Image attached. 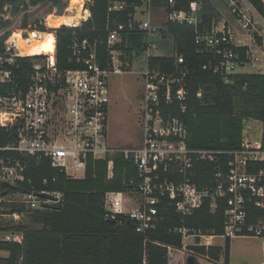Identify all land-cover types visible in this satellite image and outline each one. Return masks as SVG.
Masks as SVG:
<instances>
[{
	"label": "built area",
	"instance_id": "built-area-1",
	"mask_svg": "<svg viewBox=\"0 0 264 264\" xmlns=\"http://www.w3.org/2000/svg\"><path fill=\"white\" fill-rule=\"evenodd\" d=\"M67 1L61 14L54 7L40 20H28L25 26L22 25L24 15L38 5L20 10L19 15L12 13L13 4L7 0L0 13V20L10 21L8 27L0 29V36L9 33L8 41L0 52V218L15 223L20 220L21 213L9 212L1 206L2 202H23L28 210L48 209L60 204L63 194L33 189L9 191L24 179L25 165L12 161L4 153L45 157L51 166L63 171L68 178H79L84 175L89 158L102 160L108 152L117 149L110 147L106 139L109 112L107 79L110 73L121 72V65L117 63H124L119 57L121 52L112 47L118 40V32L111 30L108 34L110 61L106 66L98 60V40L73 35L68 60L76 67L59 70L56 64V28L49 25L48 18L75 11L79 5L81 12L77 22L63 23L60 27L78 26L90 16V0H82L79 4ZM178 1L166 0L170 10L165 13V20L186 23L194 28L198 51L212 57L203 68L211 69L225 83L231 81L237 67L247 64L264 72L258 66L259 58L255 53L257 49L264 52V20L255 15V10L246 0H229V10L241 23L245 38L251 41L248 45L235 43L236 32L221 18L212 20L208 28L198 31L202 0H190L191 5L185 10L175 9ZM124 6V2L114 1L109 10L118 11ZM152 8L151 0H140L133 6L130 27L137 23L138 28L146 32L147 49L142 55L161 49L159 26L151 21ZM138 14H146L148 19L137 18ZM34 31L51 32L54 48L50 53L35 54L41 57L33 60L26 87L15 90L12 66L17 57L33 56L23 54L20 43L26 41L30 44L27 40ZM255 34L260 37L259 44L255 41ZM244 46L247 48L241 51ZM170 52L173 53L172 50ZM163 54L152 52L147 55L146 68L141 73V145L122 149L124 157L136 165L137 180L131 182L135 187L128 191L107 192L104 216L110 220L127 218L133 222L135 232L144 234L163 218L159 211L161 207H173L183 219L205 202L209 203L210 210L223 204L221 232L184 225L171 229L180 235L182 242L179 249L167 246L171 264H175L173 250H177L181 264H186L187 256H197L189 249L190 246L223 248L226 240L237 236L261 239L264 264V120L253 119L259 121L258 127L249 125L248 120L244 122L241 144L237 149L188 147L186 126L170 111L175 107L181 111L186 108L184 80L188 70L179 66L184 62L182 56L175 57L177 66L172 71L151 68L148 58ZM2 131L6 138L4 144ZM201 162L213 163L214 171L212 182L198 185L194 178ZM111 164L108 161L109 172ZM11 194L19 197L7 198ZM22 238V232L0 229V242L21 243Z\"/></svg>",
	"mask_w": 264,
	"mask_h": 264
},
{
	"label": "trees",
	"instance_id": "trees-1",
	"mask_svg": "<svg viewBox=\"0 0 264 264\" xmlns=\"http://www.w3.org/2000/svg\"><path fill=\"white\" fill-rule=\"evenodd\" d=\"M7 0H0V13ZM12 13L26 10L29 6L48 5L46 13L56 7L61 14L67 0H9ZM114 1H122L125 6L118 11H110ZM140 0H90V16L75 27L61 26L55 29L56 64L59 70L76 67L69 62V44L73 35L89 40H98L97 56L100 64L109 61L107 37L111 30H117L118 40L112 47L121 52L123 62H131L132 55L143 54L147 49L146 32L137 23L130 27L133 6ZM264 20L263 0H246ZM199 12L198 31L208 28L212 20H217V12L210 0H202ZM153 8H162L167 13L170 8L166 0H151ZM190 0L178 1L175 9H187ZM28 14L22 25H27ZM10 25V21L0 20V29ZM122 28H119V26ZM9 33L0 36V52L8 41ZM195 30L186 23L164 20L159 26V41L171 40V49L163 55L151 56V68L172 71L177 66L176 56L183 57L182 66L188 70L185 76L187 90L186 108H172L171 114L180 118L187 129V146L192 149L233 150L240 147L244 122L250 119L264 120V73L237 72L231 81L203 68L211 60L209 54L198 51ZM256 43L260 37L255 34ZM160 45V44H159ZM247 47H241L244 51ZM172 50V54L170 52ZM41 56L17 57L12 66L15 90L24 89L32 62ZM4 92V88H1ZM3 144L6 142L1 132ZM10 159L25 165L24 179L10 187L9 191L47 190L60 191L62 202L48 209L28 210L25 203L5 201L1 206L9 212L21 213L18 223L0 218V229L22 232L21 243L0 242V264H171L167 246L179 249L181 237L172 232L175 226H187L221 232L223 211L220 205L209 209L205 202L191 215L181 219L173 207L160 208L163 216L156 227L144 234L135 232L133 222L127 218L110 220L105 218L104 197L107 192L133 190L132 181L137 180V168L132 160L125 158L121 148L110 151L105 159L89 158L81 178H68L63 171L51 166L45 157H27L17 152L4 153ZM111 161V171L108 170ZM214 164L201 162L196 169L194 181L198 185L212 182ZM44 180L46 182L44 183ZM229 243L224 247L190 246L193 254L210 261L222 258V264H229Z\"/></svg>",
	"mask_w": 264,
	"mask_h": 264
},
{
	"label": "rangeland",
	"instance_id": "rangeland-1",
	"mask_svg": "<svg viewBox=\"0 0 264 264\" xmlns=\"http://www.w3.org/2000/svg\"><path fill=\"white\" fill-rule=\"evenodd\" d=\"M72 1V0H71ZM217 12V19H224L227 24L236 32L235 43L248 45V41L244 36V29L239 20L230 13L229 0H210ZM68 2V1H67ZM67 5V4H66ZM48 5H38L36 9L29 10V21L35 19L40 20L46 14ZM77 10L69 11L65 15L75 16L81 12L80 5ZM80 10V11H79ZM20 15L21 12H18ZM76 15V16H77ZM165 12L162 8H152V23L158 26L165 20ZM257 15V13H255ZM79 16V15H78ZM137 18L147 20L146 14H138ZM53 19V18H51ZM55 19V18H54ZM57 20V18H56ZM56 20H50L52 28H58L54 25ZM77 19H74V22ZM19 23V21H18ZM60 27V26H59ZM51 28V29H52ZM161 49L159 51L167 53L171 47L170 38L159 41ZM256 47V46H254ZM158 50L145 52L144 55H132L131 62L117 63L121 65V72L110 73L107 83L109 90V112H108V128L107 143L110 147L127 149L139 147L142 141V128L140 117L141 98L143 93V76L142 72L146 68V56L152 52L159 54ZM256 56L259 58L258 66L264 71V52L257 49ZM237 72L255 73L258 69L250 64L243 67H237ZM264 73V72H263ZM248 124L253 127L260 126L259 121L248 120ZM79 176L81 172L78 173ZM18 194H11L7 198L17 199ZM221 241V240H220ZM177 250H173L174 263L181 264V259ZM0 254L6 255L1 251ZM200 264H222V258L218 261H210L202 256H196ZM263 260L261 239L253 236H237L230 239L229 243V264H260Z\"/></svg>",
	"mask_w": 264,
	"mask_h": 264
},
{
	"label": "bare ground",
	"instance_id": "bare-ground-1",
	"mask_svg": "<svg viewBox=\"0 0 264 264\" xmlns=\"http://www.w3.org/2000/svg\"><path fill=\"white\" fill-rule=\"evenodd\" d=\"M82 0H72L71 4H79ZM80 11V10H79ZM77 15V14H76ZM70 16L69 15H62L60 17H55V19H51L50 16L48 18V23L50 25V20H57L55 21L54 25L56 27H59L61 24H72L74 22V19H78L80 17V13H78L77 16ZM77 22V21H75ZM30 42V44H27L26 41H22L20 43V48L23 52V54L26 55H35V54H43V53H50L54 48V35L51 32H44V33H38V32H32L30 35V38L27 40Z\"/></svg>",
	"mask_w": 264,
	"mask_h": 264
},
{
	"label": "water",
	"instance_id": "water-1",
	"mask_svg": "<svg viewBox=\"0 0 264 264\" xmlns=\"http://www.w3.org/2000/svg\"><path fill=\"white\" fill-rule=\"evenodd\" d=\"M186 264H199V261L196 256L189 255L186 258Z\"/></svg>",
	"mask_w": 264,
	"mask_h": 264
},
{
	"label": "crops",
	"instance_id": "crops-1",
	"mask_svg": "<svg viewBox=\"0 0 264 264\" xmlns=\"http://www.w3.org/2000/svg\"><path fill=\"white\" fill-rule=\"evenodd\" d=\"M263 2H264V0H263ZM256 13V12H255ZM258 15V14H257ZM259 16V15H258ZM83 177V176H82ZM79 178H81V177H79ZM263 263V260H262V262L260 263V264H262ZM200 264V263H199Z\"/></svg>",
	"mask_w": 264,
	"mask_h": 264
}]
</instances>
